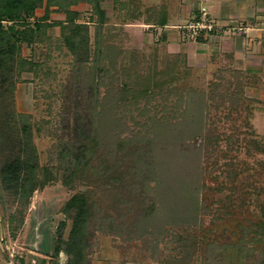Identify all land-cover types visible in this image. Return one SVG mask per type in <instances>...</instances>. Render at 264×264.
<instances>
[{"label": "rangeland", "instance_id": "1", "mask_svg": "<svg viewBox=\"0 0 264 264\" xmlns=\"http://www.w3.org/2000/svg\"><path fill=\"white\" fill-rule=\"evenodd\" d=\"M27 1L34 5L32 12L23 17L27 25L4 21V26L12 24L20 30L41 22L50 26L40 30L41 40L20 45L21 58L33 64L30 70L19 71L15 65L8 73V82L0 79V105L8 108L0 109V167L19 151L21 131L15 128L20 121L11 117L8 120V115L16 111L30 115L27 120L39 164L53 166L56 177L34 190L25 205L0 180V264H41L43 259L44 264H65L67 255L63 250L54 254L56 228L60 222L65 223V240L71 215L63 207L78 192L85 193L92 203L87 264H264V241H250L253 232L247 238L241 235L242 228L252 227L263 217L264 210V60L259 56L264 53L260 47L264 45V32L247 37L246 45L254 38L252 45L258 48L252 56H242L232 46V60L220 50L210 60L214 44H226L223 37L245 29H235L221 19L220 11H209L207 3L118 0L116 4L115 0H99L98 6L107 18L100 25L94 1ZM166 3L174 9L173 13L188 10L194 4L200 7L199 19L204 18V22L196 27L207 24L212 29L206 26L207 29L193 33L196 29L189 28L195 24L194 19L186 24L174 19L168 29L176 32L182 44L201 43L196 39L200 34L207 42V66L202 65L203 59L189 61L182 59L183 52H169L175 45L163 43L160 28L142 23L157 7L154 4L161 12ZM67 10L78 12L75 22L87 24L82 31L87 32L84 44L88 59L84 62L80 61L84 58V45L72 49L64 38L70 29L61 33ZM140 11L144 14L141 20ZM131 14L137 18H131ZM174 57L179 58L172 68L175 75L170 71L165 74L166 60ZM240 63L245 74L241 91L237 84L240 80L235 82L229 69L224 72L229 79H217L216 87L211 84L218 67L239 68ZM123 69L129 70V76ZM86 73L94 78L98 89L90 88ZM136 74L148 85L145 95L140 94L144 85L134 82ZM153 76L160 82L164 80L160 89L150 84ZM167 93L168 105L179 94L184 100L192 96V102L187 106L182 101L170 111V106L160 104ZM203 93L206 100L212 94L215 99L207 107V114L202 107L204 120L199 127L192 115ZM232 101L238 106L234 108ZM90 103H94L92 107ZM64 108L71 110L66 112ZM93 111L99 116L90 128L97 135L92 139L93 134L86 133L92 140L87 149L90 155L86 162L78 163L73 156L77 129L73 117L80 115L86 120ZM182 112L188 113L186 125L172 118ZM161 115L170 118L166 129L169 134L160 136L148 152L145 142L136 140L135 135L151 128L152 121ZM83 122L81 125L86 126ZM189 131L194 135L188 139L185 137ZM185 139L183 144L189 146L187 155L182 156L180 145ZM171 147L178 152L167 157ZM139 155L144 160L136 161L134 157L139 159ZM152 156L160 170L153 171L149 181V177L143 178L147 176L142 163L150 164ZM75 164L79 169L75 177L71 176L73 183L67 185L62 177ZM182 193V213L171 212L165 205L172 198L181 199ZM152 201L161 207L157 220L145 215V208ZM189 201L192 203L188 207Z\"/></svg>", "mask_w": 264, "mask_h": 264}, {"label": "trees", "instance_id": "2", "mask_svg": "<svg viewBox=\"0 0 264 264\" xmlns=\"http://www.w3.org/2000/svg\"><path fill=\"white\" fill-rule=\"evenodd\" d=\"M90 1H94V7L95 10L97 11V13L100 16V19L98 21V23L100 25L104 24L105 22H107V18L105 16V12L104 10H101L98 6V2L99 0H90ZM116 4L119 3L118 0H115ZM34 5L28 4L27 0H0V79L1 82H8V73H11L13 71L14 66L16 65V67L18 68L19 71L25 70V71H29L30 70V66L33 65L32 62H30L31 60H28L26 58H21L20 56V45L22 42H26V44H30L33 41L41 40V34H40V30L43 29L45 30L47 27L50 26V24L48 23H38L36 24L35 27H30V26H24V28H22L23 30H20L18 28L15 27V25L9 24L8 26H4L3 22L4 21H9L14 23V21H18V23H22L23 25L27 23H24V16H26L27 12H32ZM156 8H153L151 10V12H154ZM78 12L75 10H67L66 11V16H65V20L63 22V24L61 25V33L62 30L65 28H69L70 33L68 32V34L64 33V38L66 40V44H68V46L72 49H75L76 47H79L80 44H83V52L82 55H84V58H80L81 62H84L88 59V53H87V46L84 44V42L86 41V37H87V32H85L84 34H82L83 30L87 29V24L85 23H77L75 22V18H77ZM200 15V14H199ZM127 17H129L128 15H126ZM136 17V15H132L131 14V18ZM47 18V17H46ZM149 21H153L152 24H165L166 23V14L164 13V11L162 10L161 12L159 11L156 16H151L149 15ZM194 20H199V16L195 17ZM91 22V21H90ZM21 25V24H19ZM36 29V30H35ZM184 31L185 28L183 29ZM202 32V31H201ZM61 36H63V34H61ZM196 39L198 41H204V39L202 38V36L200 34H198V36L196 37ZM135 51V50H134ZM136 54V53H135ZM137 56V55H135ZM135 56H132V59H135ZM179 61L178 57H174V60L168 59L166 60V68L168 70H166L164 73L167 74L169 71L172 75H175L172 68H174ZM136 65V64H135ZM129 68V67H128ZM125 71L126 76L127 75V71L126 69H123ZM226 71V69H220L215 73V80L211 82V84H213L215 87L218 86V82L217 79L221 78V79H229V78H225L226 74H224V72ZM228 72H230L229 74L234 77V81L238 82V86H240V90L242 89L243 86V77L244 74L239 71V70H229ZM88 77V81L89 82V86L90 88L93 87V89H98V86L94 83V78H91L86 74H84ZM83 74L80 75V78L82 76H84ZM137 75V74H136ZM229 76V75H228ZM143 84V78L140 76H136V78L134 79L135 84H139L140 82ZM229 81V80H227ZM150 84L153 85L155 88H159L160 86L163 85V81L160 82V80H156L155 76H153L150 79ZM232 82V81H231ZM13 83V82H11ZM10 83V84H11ZM144 89H142L140 94L145 95L148 93V85L147 84H143ZM146 85V86H145ZM12 86V85H11ZM137 87V86H136ZM92 89V88H91ZM137 89V88H136ZM159 91V90H158ZM186 91H194L192 89H188ZM138 92V90H137ZM139 94V93H138ZM170 93L165 94V97L163 98L164 101L160 104H162V107H168L170 106L168 109L170 111H174L177 109V107L180 105V103L182 101H186L187 102V106L189 104H191L192 102V96L188 95L187 99H183V94H179L176 96V99L174 100L173 103L166 104L167 101V97L169 96ZM221 95H223L221 93ZM134 96V94L132 95ZM190 96V97H189ZM203 98H201L198 104H197V108H195V113L192 115L193 116V120L196 121L197 124H199V127H201V121L204 120L202 119L203 115H202V107L205 108L204 114H207V107L210 106V103L212 104V99L213 96H215L214 94H212L211 98L206 100V98L204 97V93L202 94ZM190 98V99H189ZM94 100H92L93 102ZM94 104V103H93ZM92 103L89 104V106L93 105ZM159 105V104H158ZM166 105V106H165ZM231 105L235 108V106H238V103L236 101H232ZM177 106V107H176ZM0 109L6 110L8 109L5 104H1L0 105ZM86 107V106H85ZM92 107V106H91ZM64 111H68L71 109H67L64 108ZM3 110V111H4ZM10 111H8L9 113ZM96 112V111H95ZM93 111V113H88V117L86 120H83V118L78 115L77 117H73L74 120H76L75 125L77 127V131L75 130V135H73V140L76 144V149H75V154L73 155L75 158V161L79 163L80 160H84V162H86V157L89 156V149L90 145L92 144V140L89 141L88 137L86 136V133H90L93 134L92 130H91V126L93 124V121L97 120V117L99 116L98 112L95 113ZM187 112V110H186ZM7 113V112H6ZM156 114V113H155ZM188 113H186V115L183 114V112L181 113V115L179 116H173V119H178V124H183L186 125L187 122V115ZM5 115V112H4ZM11 117V119L13 121H15V119L17 118L20 121V125L16 126L15 130L17 131L19 129V131H21L18 136H19V151L17 153V155H15L13 158L10 159H6L5 162L2 164V166L0 167V180H1V184L4 186V188L8 189V190H12V193L14 195H18L19 200L21 202H23V205H25L26 203L29 202V198L31 197L32 193L34 190H36L37 188L43 187L44 185H46L47 183L51 182L52 180L55 179L56 174L54 171L53 166L51 165H45V166H41L39 164V160H38V155H37V150L36 147L33 143V138H32V131H31V123L28 122V120H30V115L28 114H24V113H16V111L12 112L11 115H8V120ZM25 118V119H24ZM85 118V117H84ZM204 118V117H203ZM28 119V120H27ZM80 119V120H79ZM155 119V118H154ZM7 120V121H8ZM170 118L168 116H159L158 119L153 120L152 121V125L151 128L146 129L144 131L143 134L141 133H136V140H138L139 142H145L146 146H148V152L151 151L150 147L153 143L158 142L159 137L164 136L169 134L166 129H167V123L169 122ZM85 122L86 126L81 125L82 122ZM83 122V123H84ZM204 122V121H203ZM82 126V127H81ZM89 126V128H87ZM190 126L191 123H190ZM194 126V125H193ZM204 126V124H203ZM40 127L37 126V129H39ZM82 128V129H81ZM182 128V127H180ZM80 129V130H79ZM191 131H189V135H187L188 138L193 136L194 134H190ZM167 133V134H166ZM164 134V135H163ZM97 134L94 133L93 136L95 139V136ZM92 136V135H91ZM166 137V136H164ZM76 138H79L80 140H75ZM71 141L72 137L69 138ZM147 140V141H146ZM162 140V139H161ZM209 140V138H208ZM215 140V139H214ZM94 141V140H93ZM186 141L183 140V142L180 145V153L182 156L187 155V147L189 145L187 144H183ZM256 147H259L258 144H256ZM177 148V146H176ZM175 147H171L168 152V156L171 154V152H175L177 153V149ZM88 149V151H87ZM260 150V148H258ZM201 153V152H200ZM200 153L197 154V158H200ZM59 154H65L63 152H60ZM171 156V155H170ZM136 161H140L144 160L143 155H139V159L136 157H134ZM157 159L154 158V156H152V158L150 157V159L148 160L150 164H144V166H146V176L147 177H143L145 179H148L149 175L152 174V172L155 170H160V168H158V166L156 165ZM133 161V160H132ZM142 162V161H141ZM88 164V163H87ZM76 165V164H75ZM79 169V167L76 165L73 167V170L69 171L68 173H65L62 177L63 182L67 185H71L73 183L71 176L72 174L75 175L77 174V170ZM149 181L150 177H149ZM179 188V187H177ZM164 190H166L165 188H163ZM168 191L169 193L170 188L168 187ZM178 190H182V188H179ZM167 193V192H166ZM176 194V193H175ZM181 199L178 198H172L169 200V204L165 205L171 212H180L182 213L183 211V204L182 202H184L183 198H184V194L182 193L180 195ZM192 199V198H191ZM192 201L187 203V206L189 207L191 205ZM161 207H157L155 201H152V204L149 203L145 210L146 216H149L150 218L152 217L154 220H157V218L159 217V214L157 212H159ZM63 211L65 213H68L71 215V228L69 230L68 236L65 240H63L62 238V233H63V229L65 226L64 222H60L56 228V233H57V241H56V245L54 247V254L57 255L59 251L63 250L66 255H67V261L65 264H87V260H86V253L88 252L87 249L90 245L89 243V228H88V224L89 221L91 219V215H92V203L89 202L88 197L85 193L83 192H78L73 194L65 203L64 207H63ZM178 214V213H175ZM263 217H261L260 219H258L256 222H254L252 225V227L248 226V227H244L242 228V234L244 237L243 238H247L250 235V232H253V235L250 238V241H252L253 243L255 242H259V241H264V210H263ZM213 244V243H212ZM209 247V246H208ZM192 248L195 250L197 248V244H193ZM46 250V249H45ZM207 251V248H206ZM191 254V253H190ZM186 258V256L184 257ZM169 261V259H167ZM176 261V260H174ZM41 264H44V259L42 261ZM52 264H56V262H53Z\"/></svg>", "mask_w": 264, "mask_h": 264}, {"label": "crops", "instance_id": "3", "mask_svg": "<svg viewBox=\"0 0 264 264\" xmlns=\"http://www.w3.org/2000/svg\"><path fill=\"white\" fill-rule=\"evenodd\" d=\"M229 1V2H228ZM188 2H191V0H188ZM199 2L207 3L209 11H214L220 13V17L225 22H228L230 25L242 27L245 30L242 32H234L233 34H229L226 38H224L225 43L220 44V46H217L214 44V49L211 50L209 58H208V50L206 49V40H202L199 44H194L193 42H189L188 44H182L179 39V36L176 35V32L174 30H169V26L173 24L174 19L175 20H181V22L185 23L188 22L191 19H194L197 16H200L199 6L196 5V7L193 5L188 10H182V12H175L173 13V8L168 5V3L165 4V8L163 9L164 13L166 14V23L165 24H152L153 21H149V15L156 16V14L160 11V7H158L157 4H154V6H157L154 12H151L146 16L144 19L141 20L143 17V13H140V20L143 24H147L151 27H157L160 28V37L163 39L164 44H174L175 49H172L173 51H169L173 54H177L180 52H183L184 58L186 60H194L196 59H203V66H207V58L211 60V56L215 55L218 50L220 52L224 53L226 57L233 59L235 56L234 49L237 51H241V55L245 54V57L252 56L257 47H254L255 45H252V40L254 38H251L248 40V45H246V40L248 36L254 35V33H262L264 32V0H197L195 3L199 4ZM153 5V4H152ZM151 11V10H150ZM153 11V10H152ZM175 17V18H173ZM186 20H184L185 18ZM137 18V17H134ZM184 18V19H183ZM233 28V27H232ZM171 31V32H170ZM183 33L185 31L182 30ZM237 34V35H236ZM168 37V38H167ZM259 37V34H258ZM223 40V41H224ZM259 41V40H258ZM200 42V41H199ZM234 46L235 48L233 49ZM220 47V49H219ZM252 47L253 50H252ZM261 50L264 49V45H260ZM246 49L248 51H246ZM210 51V46H209ZM253 51V52H252ZM168 52V53H169ZM245 52V53H244ZM258 54H256L257 56ZM262 57L261 61L264 60V53H261L259 55ZM264 63V62H263ZM231 66V65H230ZM229 65H226L224 67H218L216 70H222V69H229V70H239L242 71V65L240 63L239 68L237 66H232L233 68H227ZM245 75V74H244ZM250 88V87H249Z\"/></svg>", "mask_w": 264, "mask_h": 264}, {"label": "built area", "instance_id": "4", "mask_svg": "<svg viewBox=\"0 0 264 264\" xmlns=\"http://www.w3.org/2000/svg\"><path fill=\"white\" fill-rule=\"evenodd\" d=\"M203 20H204V18L200 17L199 20H196V21H195V24H193V23H192V25L189 24V25H191L189 29H191V28L196 29V30L193 31V33L196 31V32H195L196 34L199 32L200 29H204V28H206V26H207L208 30H209V29H212L211 27H208L207 24H205V27H204V28L196 27V25L199 26L200 24H202V23H200V22H204ZM205 21H207L206 18H205ZM189 25H188V26H189ZM202 27H203V26H202ZM207 28H206V29H207Z\"/></svg>", "mask_w": 264, "mask_h": 264}]
</instances>
